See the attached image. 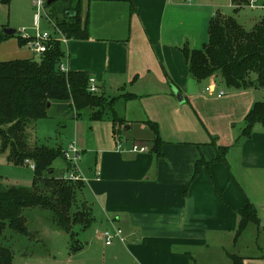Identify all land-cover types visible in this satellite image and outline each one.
I'll list each match as a JSON object with an SVG mask.
<instances>
[{
  "label": "crops",
  "instance_id": "obj_1",
  "mask_svg": "<svg viewBox=\"0 0 264 264\" xmlns=\"http://www.w3.org/2000/svg\"><path fill=\"white\" fill-rule=\"evenodd\" d=\"M246 9L263 11L254 27L264 17L263 0L256 8L237 12L232 0H82L81 17L90 38L69 40L72 50L64 66L89 73L107 97L118 96L122 88L137 96L118 103L127 121L119 133L111 122L78 120L109 126L107 135L97 138L94 133L91 147L78 138L82 157L92 154L94 161L86 169L80 162L85 186L76 200L91 210L89 229L101 223L96 239L103 252L114 256V264H233L231 255L239 256L245 247L259 248L254 241L244 243L249 237H264L257 226L249 225L237 242L235 236L238 211L246 201L256 208L262 204L264 212V127L256 124L250 138L241 137L247 114L263 102L259 91L264 88L225 90L215 77L198 82L181 51L185 45L198 50L208 43L210 22L217 14L234 17L244 27L237 16ZM62 104H53L50 114ZM147 121L159 126L162 157L151 152L154 134ZM136 130L143 135H130ZM117 137L126 148L137 143L148 151H118ZM236 145L247 184L256 178L254 191L232 178L227 162L211 163L218 147ZM201 158L211 164L193 180ZM258 214L264 228V215ZM114 229L122 230L124 242L115 238L106 246L101 233ZM241 257L243 264L264 263L262 257Z\"/></svg>",
  "mask_w": 264,
  "mask_h": 264
},
{
  "label": "trees",
  "instance_id": "obj_2",
  "mask_svg": "<svg viewBox=\"0 0 264 264\" xmlns=\"http://www.w3.org/2000/svg\"><path fill=\"white\" fill-rule=\"evenodd\" d=\"M1 1L7 5L10 2ZM59 1H63L65 8L62 17H56L57 27L68 40H88L89 25L81 17L82 0ZM232 1L237 12L241 8V0ZM67 12H75L76 16L69 18ZM9 38L0 34V46ZM27 42L18 38L20 47L27 45ZM61 44L50 43L48 51L40 56L39 61L0 62V150H8L9 161L16 165L20 159H25V163H31V160L35 163L32 189L12 186L5 190L0 187V239L7 230L20 236L30 235L24 212L31 208L49 211L55 226L71 234L73 240V228L76 225L88 228L93 223L91 210L85 203L72 210L78 204L76 197L85 183L51 175L57 159L61 157L66 161L62 147L40 145L29 154L26 152L30 150L26 144L28 128L38 120L48 118L54 103H69L77 120L111 122L114 133H119L127 121L119 114L118 103L137 98L124 93V88L115 97L90 92L89 73L61 70L67 56ZM181 51L189 65L191 77L198 82L221 76L228 88H264V17L248 31L234 17L217 14L210 22L208 43L198 50L185 45ZM256 124L264 127V101L256 102L247 114L242 137L250 138ZM146 125L154 134L151 152L162 157L164 142L160 137L159 126L151 121H147ZM228 152V147H218L216 158L211 163L226 162ZM211 163L204 158L198 160L192 179L199 176L202 167H208ZM43 172H47L48 176L45 177ZM238 214L240 222L236 242L249 225L261 227L257 208L249 200ZM231 259L233 264H243L245 260L235 255H231ZM13 261V249L0 242V264H13Z\"/></svg>",
  "mask_w": 264,
  "mask_h": 264
},
{
  "label": "rangeland",
  "instance_id": "obj_3",
  "mask_svg": "<svg viewBox=\"0 0 264 264\" xmlns=\"http://www.w3.org/2000/svg\"><path fill=\"white\" fill-rule=\"evenodd\" d=\"M264 1V0H263ZM248 0H241V8L248 7ZM65 4L63 1L56 2L55 4L48 5L45 15L41 20L39 31L41 33L48 32L54 36V29L52 24L48 21L46 15L50 16V20L54 25H57V18L62 17ZM225 8L221 12H225ZM84 11V10H83ZM34 8L32 0H10L9 5L2 3L0 0V34H4L5 29H13L17 31L15 36L10 37L0 46V62L13 61V60H40L32 45L27 44L24 47H20L18 44V38L23 35L33 36L36 33L34 24ZM263 11H251L250 9L241 10L237 16L240 23L244 25L246 30L250 31L254 25V20L260 17ZM58 40H63L61 35L56 36ZM69 41V40H68ZM62 48L66 52L67 56L63 60V64L69 65V49L72 50V44L62 43ZM255 77V75H253ZM220 86L225 90L228 88L221 76H219ZM117 93V91H115ZM259 101H264V89L259 91ZM106 96V95H105ZM57 104V103H54ZM65 103L54 107L48 118L38 120L36 129H32L35 124L27 131V141L29 154L32 150L40 145H46L53 148L62 147L63 152L67 147L73 143L78 148L81 145L78 142V138L85 143L88 140L89 147L94 144V133L96 137H101L109 132V126L104 123H90L88 121H78L73 119V111ZM70 106V105H69ZM240 127V126H239ZM238 127V134L240 130ZM130 135H143L136 130L130 133ZM237 137H240L237 136ZM242 137V135H241ZM244 138V137H243ZM242 138V139H243ZM239 139V138H238ZM237 139V141H238ZM246 139V138H245ZM240 143V142H239ZM81 149V148H80ZM2 150V149H1ZM0 150V187L7 190L8 188L24 187L27 189L33 188L34 171L31 169V165L35 166L34 161L26 162L20 159L18 164L9 161V151L5 152ZM231 152L226 157V162L231 170V176L234 180L241 181L239 184L245 187L244 189L254 191L253 181L256 180L255 176L253 180L248 181L247 172L243 171L240 167V154L239 147L229 149ZM92 154L82 157L81 167L83 169L89 168L94 161ZM31 164V165H30ZM80 165V164H79ZM54 172L52 176L65 178L64 173L67 168V163L63 158L57 159L53 164ZM45 177L48 176L47 172H43ZM263 175V174H261ZM259 174V180H261ZM253 178V177H252ZM260 195L261 199H264V189ZM263 197V198H262ZM80 205L77 204L75 208ZM258 211L262 212V204L257 205ZM27 218V226L29 229L28 236H20L13 231L7 230L4 237L0 239V242L13 249L14 261L13 264H114V256L103 252L104 245L98 244L96 236L101 231L100 224L94 225L89 228H84L82 225H76L74 229V236L77 241L71 238V234H67L65 231H61L56 227H53L54 223L51 221V213L41 208L27 209L25 212ZM41 214L43 217L37 218L36 216ZM32 215V216H31ZM46 215V216H45ZM36 217V220H33ZM47 217V218H46ZM48 218L50 220H48ZM36 223V225H35ZM38 223V224H37ZM35 226V227H34ZM38 227L39 231L35 230ZM54 228V229H53ZM254 228V227H253ZM56 229V230H55ZM253 230V229H252ZM261 234H264V228L261 224ZM95 238V239H94ZM249 237L245 239L244 243L249 245L254 241L257 247H245L237 255L245 257H262L260 262H264V237L259 240ZM98 244V245H97ZM94 248H93V247ZM249 248V249H248ZM263 260V261H262ZM250 264H264V263H250Z\"/></svg>",
  "mask_w": 264,
  "mask_h": 264
},
{
  "label": "built area",
  "instance_id": "obj_4",
  "mask_svg": "<svg viewBox=\"0 0 264 264\" xmlns=\"http://www.w3.org/2000/svg\"><path fill=\"white\" fill-rule=\"evenodd\" d=\"M47 2L48 0H32L33 8L35 11L34 24L36 28V33L33 36H28V35L20 36L22 40L28 41L27 44L32 45L34 52L38 56H41L42 54L48 51L50 43L61 42V43L68 44V39L60 31L57 25H54L56 23L51 22L49 15H46V17L48 21L52 24V27L54 29V36H52L48 32L41 33L39 31L41 20L44 17L46 9L48 7ZM258 3H259V0H250L248 6L251 8H256L258 6ZM58 35H61L63 37V40H58L56 38V36ZM61 70L64 72H68L64 64L61 65ZM89 90L92 93L99 92L98 88L95 86V79L93 78H90V89ZM223 95L224 93L220 92V96H223ZM124 144L125 142L122 139L117 137L116 149L118 151H124L125 149H128L132 153H145L148 151L147 147L142 146L137 143H132L127 148L124 146ZM63 153L68 163V169L66 170L64 174L65 179L70 180V181H75V182L76 181L84 182L85 179L80 175V170H79V164L82 161V151L75 144L72 143L67 147V149ZM31 169L34 170L35 166L31 165ZM101 235L105 241L106 246H111L115 238H118L122 242H124L123 232L121 229H114V231L105 230L101 233Z\"/></svg>",
  "mask_w": 264,
  "mask_h": 264
},
{
  "label": "water",
  "instance_id": "obj_5",
  "mask_svg": "<svg viewBox=\"0 0 264 264\" xmlns=\"http://www.w3.org/2000/svg\"><path fill=\"white\" fill-rule=\"evenodd\" d=\"M58 0H48L47 4L48 5H53L57 2ZM66 16L69 17V18H72V17H75L76 16V13L75 12H67L66 13ZM5 35L7 36H15L17 34V31L16 30H13V29H5L4 32H3ZM48 107H50V104H48Z\"/></svg>",
  "mask_w": 264,
  "mask_h": 264
}]
</instances>
